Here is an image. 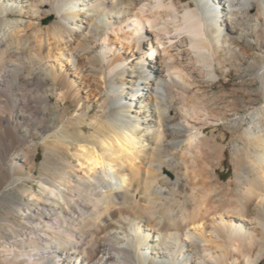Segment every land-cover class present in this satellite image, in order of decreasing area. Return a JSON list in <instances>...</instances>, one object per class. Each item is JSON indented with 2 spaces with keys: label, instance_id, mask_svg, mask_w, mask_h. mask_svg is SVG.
<instances>
[{
  "label": "bare ground",
  "instance_id": "bare-ground-1",
  "mask_svg": "<svg viewBox=\"0 0 264 264\" xmlns=\"http://www.w3.org/2000/svg\"><path fill=\"white\" fill-rule=\"evenodd\" d=\"M225 63L251 102L206 100ZM15 142L5 190L44 145L57 199L12 200L0 264L264 263V0H0V151Z\"/></svg>",
  "mask_w": 264,
  "mask_h": 264
},
{
  "label": "rangeland",
  "instance_id": "rangeland-1",
  "mask_svg": "<svg viewBox=\"0 0 264 264\" xmlns=\"http://www.w3.org/2000/svg\"><path fill=\"white\" fill-rule=\"evenodd\" d=\"M21 17H19L20 19ZM13 20V19H11ZM52 21L51 17H45L41 19L40 23L44 27ZM16 21H9L4 26L7 25H13L15 24ZM247 43L254 48H256V44L254 41L250 38H247ZM254 52L255 50H252L249 48V52ZM227 68L226 71H224ZM218 72V78L212 83H203L201 88H204L207 94L206 100L209 101L212 99L213 96H219L221 94H226L231 93V92H236V98L240 99L242 95H245V99L247 100L246 103H249L252 101L253 97L255 96L253 93H248L245 91V88H243L241 80L239 79V75L237 72L232 69L229 66V63H225L224 67L222 70H217ZM72 74V71L69 72ZM251 73V72H250ZM139 71L138 70H133V75L138 77L139 76ZM247 80L251 78L249 74H246ZM258 83L255 81L250 85V88L252 91H257ZM137 86V85H136ZM138 91V90H137ZM247 92V93H246ZM139 93V92H138ZM138 95V94H137ZM251 95V96H250ZM254 95V96H253ZM53 102L55 103L57 100V96L51 98ZM218 100V101H217ZM216 100V107L219 109H225L227 112H230L228 108H225L226 105L232 100L229 97H225L223 99H217ZM228 102V103H227ZM70 106V103H66L65 107ZM71 109L75 110V106H71ZM98 113V110L94 108V111L91 112L92 118L95 116V114ZM218 129V132H216V135H219L220 137L226 138L225 141V147H226V153L224 155V159L222 160L221 166H219L216 170L217 174V181L221 183H227L229 179L233 178L234 176V170H233V165L231 161V141L233 139V134L232 132L228 129L226 124L223 122H219L216 126H214ZM210 130V129H208ZM231 132V133H230ZM207 136H211V132H207ZM40 148L39 151L36 152V159H35V167L33 169V178H25L23 177L12 189L5 190L8 182H9V174L7 172L8 167L10 166V160L9 156L11 154L17 153L20 151V146L17 142L14 143V146L11 149H6L7 152H2L0 151V230L2 231H10L11 233L18 238L19 233L17 231L19 230L17 228V225L20 223L24 222L23 219L21 218V215L18 214L13 210L14 206L11 203L12 200H16L19 203H24V204H29L31 202L32 198L38 199L40 202L46 203L47 204V198L52 197V199H57L55 196H53L50 192V190L45 189L39 180L42 177V174L44 175L43 171L41 170V162L42 160L44 161L45 156H46V147L44 145H39ZM60 163H62L60 161ZM27 170V169H25ZM21 176L25 175L24 171H21L19 173ZM5 193V195L1 194ZM31 194H35L36 197H32ZM11 203V204H10ZM9 219V222L6 221ZM15 225V226H14ZM10 248L12 246H9ZM13 248V247H12ZM0 247V251H1ZM21 250V251H20ZM30 251L28 248H20L16 250V254L14 256V259L17 262H20L22 259L26 257L27 252ZM2 257V254L0 253V259ZM261 264V263H259ZM264 264V263H262Z\"/></svg>",
  "mask_w": 264,
  "mask_h": 264
}]
</instances>
